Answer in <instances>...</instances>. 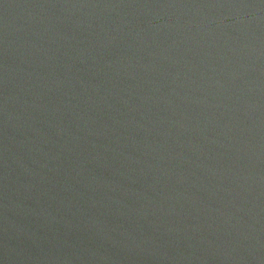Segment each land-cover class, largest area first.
I'll return each instance as SVG.
<instances>
[{"label": "water", "instance_id": "95a60500", "mask_svg": "<svg viewBox=\"0 0 264 264\" xmlns=\"http://www.w3.org/2000/svg\"><path fill=\"white\" fill-rule=\"evenodd\" d=\"M0 264H264V0H0Z\"/></svg>", "mask_w": 264, "mask_h": 264}]
</instances>
